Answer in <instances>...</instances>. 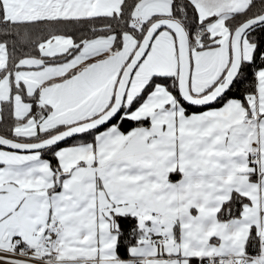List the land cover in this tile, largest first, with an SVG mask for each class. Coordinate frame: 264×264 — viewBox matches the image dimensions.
Wrapping results in <instances>:
<instances>
[{
	"label": "snow or ice",
	"instance_id": "snow-or-ice-1",
	"mask_svg": "<svg viewBox=\"0 0 264 264\" xmlns=\"http://www.w3.org/2000/svg\"><path fill=\"white\" fill-rule=\"evenodd\" d=\"M0 264H264V0H0Z\"/></svg>",
	"mask_w": 264,
	"mask_h": 264
},
{
	"label": "trees",
	"instance_id": "trees-1",
	"mask_svg": "<svg viewBox=\"0 0 264 264\" xmlns=\"http://www.w3.org/2000/svg\"><path fill=\"white\" fill-rule=\"evenodd\" d=\"M124 127H125V128L129 127V124H128V123H125V124H124ZM69 143H72V141H69Z\"/></svg>",
	"mask_w": 264,
	"mask_h": 264
}]
</instances>
